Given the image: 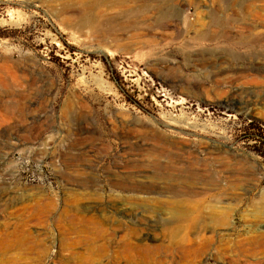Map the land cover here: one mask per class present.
<instances>
[{
  "label": "rangeland",
  "instance_id": "1",
  "mask_svg": "<svg viewBox=\"0 0 264 264\" xmlns=\"http://www.w3.org/2000/svg\"><path fill=\"white\" fill-rule=\"evenodd\" d=\"M263 22L264 0H0V264H129L59 219L76 206L155 233L152 264H264ZM173 158L222 173L225 225L165 191L111 210Z\"/></svg>",
  "mask_w": 264,
  "mask_h": 264
},
{
  "label": "bare ground",
  "instance_id": "2",
  "mask_svg": "<svg viewBox=\"0 0 264 264\" xmlns=\"http://www.w3.org/2000/svg\"><path fill=\"white\" fill-rule=\"evenodd\" d=\"M157 1V0H156ZM236 2V1H235ZM144 3V2H143ZM129 5V4H128ZM151 5V4H150ZM148 6V5H147ZM158 7L157 4H155V8ZM154 8V9H155ZM140 9V8H139ZM157 10V9H156ZM159 11V10H158ZM172 11V10H171ZM231 13V12H230ZM157 14V13H156ZM220 14V13H219ZM229 14V13H228ZM147 15V14H146ZM222 15V14H221ZM243 15V14H242ZM233 18L240 17L239 13H232L231 15ZM230 16V17H231ZM232 19V18H231ZM235 20V19H234ZM222 21V20H221ZM220 21V22H221ZM91 22V21H90ZM232 22V21H231ZM264 23V22H263ZM220 24V23H218ZM217 24V25H218ZM223 24V23H222ZM258 24V23H257ZM254 25V24H253ZM252 25V26H253ZM249 26V25H247ZM251 26V27H252ZM257 25L255 24V27ZM246 29V28H245ZM138 31V30H137ZM102 32V31H101ZM140 34V33H139ZM102 40L108 41V40H115L119 39L117 37V34L114 36L113 33H101L99 34ZM206 35L205 33H201L199 37H203ZM138 36V35H137ZM228 37V36H227ZM251 69V68H250ZM254 70V67H253ZM163 146L158 150L159 154H164L166 150L169 149V147H179V144L173 141L169 140H163ZM172 150V149H171ZM155 151V150H154ZM171 152V151H170ZM169 154V153H168ZM170 155V154H169ZM172 155V154H171ZM169 156L172 157V156ZM175 157V156H173ZM170 160L175 161L170 162ZM181 162V161H180ZM176 159H168V161L160 162V161H152V163H146L143 165V167L146 166H151L152 169H154V175L155 176H144V178L136 180L137 178H124V179H129L127 188L137 191V192H142V195L136 194V196H133V199L131 201H136V204L134 205L133 203V208H127L120 206L118 208H114L115 206L111 207L113 211H115V214H119L120 211L122 214L125 215H135L137 213H134L133 211H136V207L140 206L138 209H141L142 211L145 210V213H151L153 210L149 206L145 208V198H149V196L143 195V193H152V192H161L165 191L167 193H170L168 195L169 198H172L174 201L181 202V203H186V204H202L206 199H208L209 202V209H208V214L207 217L209 220H206L205 218L202 219V222L205 221H211L214 224H219V225H225L226 220H227V210L225 209L223 212L218 213V210L223 206H220V204L223 202V196H222V188L225 186L223 179L219 173H213L212 171H207V172H199V171H194L191 169H187L186 167L183 166L182 163L177 164ZM181 166V167H180ZM142 167V166H141ZM222 167V166H221ZM230 167V166H229ZM189 168V167H188ZM232 168V167H231ZM235 170V169H234ZM237 173V170H236ZM243 174V173H242ZM245 175V174H244ZM243 176V175H242ZM241 176V177H242ZM131 177V176H129ZM235 177V176H234ZM240 177V176H239ZM225 179V178H224ZM240 179V178H239ZM243 181V180H242ZM227 182V181H226ZM241 183V182H240ZM239 183V184H240ZM245 183V182H244ZM125 185V184H124ZM119 187V186H118ZM237 187V186H236ZM127 189V190H128ZM215 191V192H212ZM224 193V192H223ZM75 195V194H74ZM122 195V194H121ZM75 198V197H74ZM142 198V199H141ZM47 199V198H46ZM150 200V199H149ZM163 200V199H162ZM171 200V199H170ZM49 201V200H48ZM79 201V200H78ZM165 201V200H164ZM46 202V201H45ZM77 202V201H76ZM125 202V201H124ZM43 202L37 204L39 211L44 210L48 207H50L51 202L49 201L48 203L46 202L45 204H42ZM130 203V202H129ZM7 204V203H6ZM185 204V205H186ZM36 205V206H37ZM165 205V204H164ZM184 205V206H185ZM67 206V205H66ZM155 206V205H154ZM177 206V205H176ZM196 206V205H195ZM35 207V206H34ZM157 207V206H156ZM197 207V206H196ZM64 208V207H63ZM158 208V207H157ZM208 208V207H207ZM76 209V210H75ZM75 209L71 208H66L62 210L60 213V220H66L70 223L71 228H78L81 230V232L84 234V237L88 239L89 242L95 244L99 240L102 241V243L97 244V248H106V244H108V239L111 237L113 240H116L119 245H122L123 251L122 255L126 259V261L129 264H152L151 259H149V253L157 246L159 247V244L156 246L154 245H149L147 243V239H154L155 238V233L152 234L151 232L143 231L141 227H137V223L132 218L131 224L132 226L130 227H125L124 232L120 235H116L115 233L109 232L107 227H103V225L96 220H94L91 217L79 215L77 213H83V209L79 208L76 206ZM136 209V210H135ZM175 209V208H174ZM173 209V210H174ZM218 209V210H217ZM58 210V209H57ZM72 210L77 211L72 212ZM95 210V209H94ZM101 210V209H100ZM140 210V211H141ZM177 210V209H176ZM46 211V210H45ZM44 211V213H45ZM60 211V210H59ZM107 211V210H106ZM139 211V212H140ZM96 212V211H94ZM104 212V211H103ZM102 212V213H103ZM174 212V211H173ZM113 213V214H114ZM91 214V213H90ZM94 214V213H93ZM33 215V214H32ZM173 215V213H172ZM171 215V216H172ZM188 215V212L185 210H180L177 213V216L179 217H185ZM34 216V215H33ZM89 216V215H88ZM96 216V215H95ZM134 216V217H135ZM170 216V217H171ZM29 217V216H28ZM32 217V216H31ZM118 217V216H117ZM110 219L111 215H107L106 213L101 214L102 221L105 222L106 225L113 226L114 230L119 229L121 230V225L124 223V221H121V218L117 219ZM129 217V216H128ZM139 217V216H137ZM161 217V216H160ZM178 217V218H179ZM230 217V216H229ZM95 218V217H94ZM98 218V217H97ZM182 219V218H181ZM99 220V219H98ZM101 220V219H100ZM172 220V219H171ZM180 220V219H179ZM148 221V220H147ZM175 221V220H174ZM62 222V221H61ZM172 222V221H171ZM28 223V222H27ZM60 223V222H58ZM150 223V222H149ZM104 224V223H103ZM145 224V223H144ZM166 222L163 224V228L159 229L163 233L167 231L164 225ZM206 224V223H205ZM62 225V224H61ZM125 223L123 224V226ZM142 225V224H141ZM198 225V224H197ZM210 225V224H209ZM173 226V225H172ZM171 226V227H172ZM195 226V225H194ZM193 226V227H194ZM146 227V226H145ZM144 227V228H145ZM197 226H195L196 228ZM199 227V226H198ZM21 228V227H20ZM19 228V229H20ZM65 228V227H64ZM69 228V227H68ZM176 228V227H175ZM208 228V227H207ZM148 229V228H147ZM158 229V228H157ZM118 230V231H119ZM30 231V230H29ZM68 231V230H67ZM12 232V231H11ZM65 232V231H64ZM78 233V232H77ZM121 233V232H120ZM161 233V232H160ZM159 233V234H160ZM167 233V232H166ZM165 233V234H166ZM174 233V232H173ZM177 233V232H176ZM158 234V235H159ZM23 235V233H22ZM110 235V236H109ZM164 235V234H163ZM21 237V236H20ZM172 237V236H171ZM166 238V237H164ZM25 239V238H24ZM75 239V238H74ZM157 239V238H156ZM206 239V238H205ZM256 239V238H255ZM22 240V239H21ZM159 240V239H157ZM164 240V239H163ZM250 240V239H249ZM17 241V240H16ZM70 241V240H69ZM207 241V240H206ZM167 242V241H166ZM252 242V241H251ZM20 243V242H19ZM73 243V242H72ZM82 243V242H81ZM87 243V242H86ZM68 244V243H66ZM153 244V243H152ZM254 244V243H253ZM78 245V244H77ZM92 245L89 246V248L92 249ZM203 245V244H202ZM80 247V245H79ZM76 248V247H73ZM112 248V247H111ZM69 249V248H68ZM81 249V248H78ZM85 250V248H83ZM117 249V248H116ZM195 250V249H194ZM243 250V249H242ZM86 251V250H85ZM84 251V252H85ZM118 252V251H117ZM249 252V251H248ZM91 253V252H90ZM77 254V253H76ZM85 254V253H84ZM94 254V253H93ZM103 254V253H102ZM91 255V254H90ZM106 255V254H105ZM103 255V256H105ZM36 256V255H35ZM76 257V256H75ZM78 257V256H77ZM94 257V256H93ZM92 257V258H93ZM121 258V254L119 256ZM160 258V257H159ZM85 261L88 262L90 261V256H85L84 257ZM107 261V259H106ZM165 261V260H164ZM115 262V261H114ZM113 263V262H112ZM121 263V262H120ZM236 263V262H235ZM243 263V262H242ZM73 264V263H72ZM91 264V263H90ZM114 264V263H113ZM122 264V263H121Z\"/></svg>",
  "mask_w": 264,
  "mask_h": 264
}]
</instances>
